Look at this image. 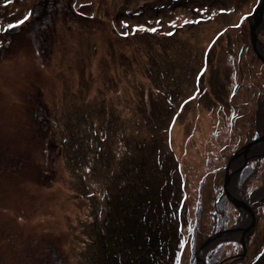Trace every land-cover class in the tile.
<instances>
[{
    "label": "rangeland",
    "instance_id": "obj_1",
    "mask_svg": "<svg viewBox=\"0 0 264 264\" xmlns=\"http://www.w3.org/2000/svg\"><path fill=\"white\" fill-rule=\"evenodd\" d=\"M258 1L0 0V264H189L216 234L230 157L262 135ZM243 170L248 199L264 155ZM259 195L246 256L222 264L260 260Z\"/></svg>",
    "mask_w": 264,
    "mask_h": 264
},
{
    "label": "water",
    "instance_id": "obj_2",
    "mask_svg": "<svg viewBox=\"0 0 264 264\" xmlns=\"http://www.w3.org/2000/svg\"><path fill=\"white\" fill-rule=\"evenodd\" d=\"M261 28H264V0L258 1L255 11L249 18L248 32L249 47L264 64V51L261 50L260 45L262 43L258 39V33ZM261 144H264V138H262V135L259 136L255 141L235 152L234 155L230 157L228 166L226 168V176L221 197L227 199V201L235 209H237V211H239L240 215L242 216V220L238 221L239 223L237 225H234L228 229L222 228L216 234L208 237L195 253V264H208L207 256L212 248H215L219 243L229 241L230 238L235 235H240L239 245L241 247V251L237 255L228 258L225 261H241L246 256L249 236L256 225L255 206L257 204V200L255 201L254 199L258 193H264V186L252 192L251 197L253 200H249L250 198L246 199L242 197H236L229 191L231 179L233 176L238 177L242 170L250 163V156H247L246 160L237 169L232 170L231 168L234 159L238 157L240 153L244 151H248L247 153H250L253 148ZM230 169L232 170V173ZM218 264H222V262Z\"/></svg>",
    "mask_w": 264,
    "mask_h": 264
},
{
    "label": "trees",
    "instance_id": "obj_3",
    "mask_svg": "<svg viewBox=\"0 0 264 264\" xmlns=\"http://www.w3.org/2000/svg\"><path fill=\"white\" fill-rule=\"evenodd\" d=\"M143 9H146V5L142 6ZM143 9L141 10V8L139 9V14H138V17H141L143 14H144V11ZM122 15L119 14L118 15V18L121 17ZM244 172L241 173L243 174L240 178V184L242 183H245V179L249 172H251V169L250 167H248L247 169L243 170ZM253 175V174H252ZM244 178V179H243ZM201 191V189H200ZM222 193V191H221ZM221 193L219 194L218 198H220L221 196ZM230 204L229 202L227 201V199H221L217 205L215 206V211L213 212V214L215 215V218H216V227L215 229L213 230V233H217L221 228H222V225H223V222L225 223V225L223 227H225V229L227 228H230L227 226L226 222L228 220V216L230 214ZM195 216H196V221H195V224L193 225L192 227V233H193V238L196 236V234L198 233V230L200 228V225H201V221H203L202 219V208H201V205H198L197 207V210L195 212ZM201 219V220H200ZM212 233V234H213ZM144 236L147 238V240L151 241L152 238H153V241H156L158 242L159 240V237L154 235L153 231H148L147 233H144ZM209 236H211V234L207 235V234H204L202 235V240L197 244V241H193L191 243L192 247H191V256H190V260H189V264H194L195 263V253L199 247V245H201L205 239H207ZM192 238V239H193ZM228 243L226 244H222L220 245L217 249H215L213 252L209 253L208 257H207V263L208 264H218L222 261V258L226 256V258H231L233 257L234 255L238 254L239 252V247H237V252L236 254H228L230 249L228 248ZM264 251V250H263ZM232 253V252H231ZM264 257V252L262 254V256L260 257V260L261 261ZM226 260V259H225ZM258 261V262H259ZM258 262H256L255 264H258ZM261 263H263V261H261ZM264 264V263H263Z\"/></svg>",
    "mask_w": 264,
    "mask_h": 264
},
{
    "label": "bare ground",
    "instance_id": "obj_4",
    "mask_svg": "<svg viewBox=\"0 0 264 264\" xmlns=\"http://www.w3.org/2000/svg\"><path fill=\"white\" fill-rule=\"evenodd\" d=\"M262 29H264V28H262ZM258 47H259V44H258ZM260 48H261V50L264 51V46L262 44L260 45ZM259 130L262 134H264V106L262 107L261 112H260V116H259ZM262 155H264V144L256 146L255 148L252 149V151L250 153H246V154L241 153L240 155H238V157H236L234 159L231 169L232 170L237 169L246 160L247 156H250L251 159H254V158H256L258 156H262ZM229 189H230L229 191L231 193H233L236 197H241L242 194H239V187H238V184L236 183V176L232 177ZM259 194L260 193H258L256 195V197L254 199L255 201L260 197ZM249 200H253V198L251 197ZM234 237L240 238V235H235L231 238H234Z\"/></svg>",
    "mask_w": 264,
    "mask_h": 264
},
{
    "label": "snow or ice",
    "instance_id": "obj_5",
    "mask_svg": "<svg viewBox=\"0 0 264 264\" xmlns=\"http://www.w3.org/2000/svg\"><path fill=\"white\" fill-rule=\"evenodd\" d=\"M11 2H12V0H9V3H11ZM30 17H31V13L27 14V15H26L22 20H20L18 23H15V24H11V23H10V24L8 25L7 29H5V31L7 32V31H9V30H11V29H17V28H19L20 25L25 24V22L28 21V20L30 19ZM246 20H248V17H247V16L242 17V18H241V23H237V24L235 25V27H237V28H242V27H243V21H246ZM185 23H187V21H186ZM152 31H155V29H152ZM260 35H261V36H264V33H261ZM0 47H3V45L0 44ZM262 138H264V134H262Z\"/></svg>",
    "mask_w": 264,
    "mask_h": 264
},
{
    "label": "flooded vegetation",
    "instance_id": "obj_6",
    "mask_svg": "<svg viewBox=\"0 0 264 264\" xmlns=\"http://www.w3.org/2000/svg\"><path fill=\"white\" fill-rule=\"evenodd\" d=\"M11 30H13V29H11ZM4 31H5V30H4ZM7 32H9V31H7ZM10 32H12V31H10ZM5 37H6V36H5L4 33L0 34V43H3V39H4ZM9 40H11V38L8 39V42H9ZM8 42H7V43H8ZM0 54H2V53L0 52Z\"/></svg>",
    "mask_w": 264,
    "mask_h": 264
},
{
    "label": "clouds",
    "instance_id": "obj_7",
    "mask_svg": "<svg viewBox=\"0 0 264 264\" xmlns=\"http://www.w3.org/2000/svg\"><path fill=\"white\" fill-rule=\"evenodd\" d=\"M209 255V254H208ZM237 255V254H236ZM208 257V256H207Z\"/></svg>",
    "mask_w": 264,
    "mask_h": 264
}]
</instances>
